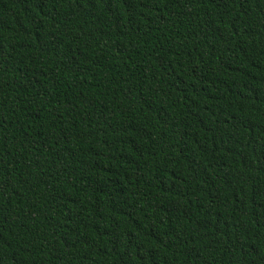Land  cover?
I'll list each match as a JSON object with an SVG mask.
<instances>
[{
  "label": "trees",
  "instance_id": "trees-1",
  "mask_svg": "<svg viewBox=\"0 0 264 264\" xmlns=\"http://www.w3.org/2000/svg\"><path fill=\"white\" fill-rule=\"evenodd\" d=\"M0 264H264V0H0Z\"/></svg>",
  "mask_w": 264,
  "mask_h": 264
}]
</instances>
